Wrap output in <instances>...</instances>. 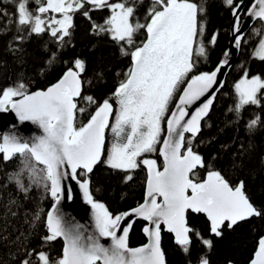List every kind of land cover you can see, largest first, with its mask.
Wrapping results in <instances>:
<instances>
[{
  "label": "snow or ice",
  "instance_id": "obj_1",
  "mask_svg": "<svg viewBox=\"0 0 264 264\" xmlns=\"http://www.w3.org/2000/svg\"><path fill=\"white\" fill-rule=\"evenodd\" d=\"M8 2L15 4L18 32L48 33L60 46L66 43V37H71L73 13L82 11L91 21V10L107 9L110 15L104 24L93 22L92 31L108 35L119 45L121 54L131 60L124 79L102 102L83 94L81 74L85 72V62L79 58L46 89L30 92L22 79L0 89V113L13 112L21 123L31 122L42 133L27 139L15 131L0 133V160L19 156L23 165L10 176V181L25 195L32 185L42 186L54 200L45 219L47 234L42 239L48 243L62 238L63 248L55 259L45 251L28 252L27 256L36 257L35 264H166L161 248L162 230L174 235V242L189 255L192 264L193 243L212 249L214 241L190 226L189 211L206 217L208 231L215 238H222L225 229L234 230L252 218L264 219V208L251 202L244 181L233 185L195 151L194 141L202 132V122L219 91L214 86L223 87L218 74L229 66L230 55L226 50L214 70L193 74L196 58L207 57L200 39L205 32L204 0H151L144 23L137 17V5L142 0H35L34 11L28 7L30 0ZM224 2L236 20L234 41L239 48L243 42L239 28L243 0ZM47 13H58L60 18L50 15L45 19ZM246 14L264 22V0H253ZM0 15L9 13L0 8ZM141 31L146 38L138 44L136 38ZM23 39L17 37L18 41ZM216 40L213 34L209 43L214 45ZM56 56L52 52L48 63H54ZM253 56L264 61V36H260ZM235 92L238 101L229 111L239 113L245 106H259L264 98V78L249 77L245 69L235 84ZM202 97L206 98L201 102ZM79 101L85 106L80 107ZM197 102H201L199 106ZM92 106L95 110L89 112ZM194 106L195 110L190 111ZM86 112L87 121L77 126V114ZM259 123V117L250 120L249 130ZM109 128L116 139L105 155ZM157 151L163 159L162 169L154 159H141L145 153ZM99 164L123 172L125 182L133 179L131 172L142 164L147 170L143 203L114 215L96 201L90 191V174ZM205 167L209 168L206 176L198 179L197 170ZM69 180L79 186L84 201L91 206L96 234L85 236L83 225L65 219L59 205L66 191L71 199V188L66 189L64 183ZM133 217L146 222L142 231L147 243L139 247L129 246L134 223L129 218ZM39 220L37 212L33 226ZM101 238L110 244L101 243ZM20 264L34 262L24 259ZM197 264L210 261L205 255ZM249 264H264V235L258 237Z\"/></svg>",
  "mask_w": 264,
  "mask_h": 264
},
{
  "label": "trees",
  "instance_id": "obj_2",
  "mask_svg": "<svg viewBox=\"0 0 264 264\" xmlns=\"http://www.w3.org/2000/svg\"><path fill=\"white\" fill-rule=\"evenodd\" d=\"M118 2V0H110ZM200 3V0H196ZM240 3L241 0H235ZM253 0H248L241 11L240 21ZM206 15L203 17L205 32L203 43L207 49V57H199L195 73L212 71L223 58L229 37L232 21V10L224 0H204ZM151 0H142L137 5V17L141 23L146 20V13ZM30 10H35V0H30ZM91 8L90 5L87 6ZM0 8L8 16L0 15V89L13 85L18 79L28 84L30 92L46 89L54 84L79 58L85 62V72L81 74L84 95H91L102 102L108 99L115 87L124 79L123 73L130 67V57L123 56L119 45L106 34L97 35L92 31V23L104 24L110 15L107 9L91 10V21L82 11L73 13L71 37L65 38L63 46L58 45L48 33L36 35L27 31L18 32L16 27L15 4L8 0H0ZM58 13L44 14V18ZM259 30V35L256 34ZM213 34L217 40L209 43ZM264 35V22L258 21L242 36L235 63L230 67L219 93L216 95L208 116L202 122V132L194 141L195 151L205 160L207 165L215 168L233 185L244 181L246 194L251 202L264 208V98L261 105L245 106L239 113L234 109L238 101L235 84L244 76H264V61L253 56V50ZM23 36L22 41L17 37ZM146 38V33L137 34L139 44ZM56 52V60L49 64L52 52ZM229 59V57H228ZM102 74V78H98ZM191 75V74H190ZM115 107V101L113 100ZM84 107L85 102L79 101ZM174 106V105H173ZM94 106L88 111H94ZM260 118V123L252 130L248 124L252 119ZM88 113L77 114V126L87 121ZM106 144L110 141L109 129L105 134ZM105 144V155H106ZM159 147V145L157 146ZM151 158L162 167L158 151L144 154L141 159ZM23 165L21 158L10 161L0 160V264H20L28 252L45 251L53 259L57 258L63 248L62 241L45 243L42 239L47 234L44 226L46 214L54 200L42 186L32 185L27 195L18 190L10 176L19 171ZM208 167L198 169V179L206 176ZM123 172H116L104 164H99L90 174V191L93 198L103 203L108 210L116 214L127 212L142 203L144 199L146 171L141 166L131 172L133 179L125 182ZM26 184L29 183L25 177ZM14 201L15 203H12ZM39 212L40 220L33 226V217ZM12 213H15L13 215ZM190 226L201 231L205 238L214 241V247L207 249L194 242L191 251L192 264H197L201 256H207L210 264H248L254 251L256 241L264 235V219L252 218L242 222L234 230L225 229L222 238H215L208 231V222L201 214H187ZM145 222L136 221L129 235V246L138 247L145 244L142 234ZM19 238V239H17ZM161 248L165 254L166 264H189V255L185 254L174 242L172 234L162 230Z\"/></svg>",
  "mask_w": 264,
  "mask_h": 264
},
{
  "label": "water",
  "instance_id": "obj_3",
  "mask_svg": "<svg viewBox=\"0 0 264 264\" xmlns=\"http://www.w3.org/2000/svg\"><path fill=\"white\" fill-rule=\"evenodd\" d=\"M247 1L248 0H243L242 7L239 10V14L245 8ZM246 13H247V10L245 12V15H244L242 21L239 23L240 34H242V36L250 30V28L253 26V24H255L256 22L259 21V20H254L253 18L248 16ZM235 24H236V20L232 15V21H231V25L229 28V37H228L227 48H226V50L229 51V53H230L229 59H228L229 60V66L225 67L222 70V72L220 74H218V80L223 81V82H224V79H225L230 67L235 63L237 55H238V51H239V48L235 47V41H234ZM214 87L219 88V91L221 89L219 84L215 85ZM219 91L217 92V94L219 93ZM206 96H207V94H206ZM205 98L206 97H202L201 102ZM201 102H197L196 106H199V104ZM194 110H195V106L190 111H194ZM10 131L17 132L21 137H23L25 139L42 134L41 130L38 128L37 125H34L31 122L21 123L18 120V118L15 116V113H13V112L0 113V133H8ZM160 158H161V162L163 165V159H162V157H160ZM161 169H162V167H161ZM145 171H146V179H147L146 168H145ZM64 183H65L66 189L71 188V199L68 198L67 191H66L64 198L61 200V203L59 205L61 211L65 214V219L70 220L72 223H77V224L83 225L84 226L83 231H84L85 236H87L88 234H96L95 228H94V220H93L91 206L84 201L83 193L79 189V186L74 181H70V180L65 181ZM145 188H146V182H145ZM144 197H145V191H144ZM143 201H144V199H143ZM143 201H142V203H143ZM130 210H128V211H130ZM193 214H195V213H193ZM201 215H203V214H201ZM129 219L133 220L134 223L136 221H143L140 219H136L134 217L129 218ZM205 219H206V217H205ZM143 222H145V221H143ZM134 223H133V225H134ZM164 231L167 232L166 230H164ZM130 232H131V230H130ZM130 232H129V235H130ZM167 233H169V232H167ZM142 234L146 239L145 243H147V238L144 235L143 231H142ZM170 234H172V233H170ZM172 236L174 238L173 234H172ZM59 239L63 243L62 238H59ZM101 243H104L107 246L108 244H110V241L105 240L104 238H101Z\"/></svg>",
  "mask_w": 264,
  "mask_h": 264
},
{
  "label": "rangeland",
  "instance_id": "obj_4",
  "mask_svg": "<svg viewBox=\"0 0 264 264\" xmlns=\"http://www.w3.org/2000/svg\"><path fill=\"white\" fill-rule=\"evenodd\" d=\"M60 18V17H59ZM264 36V35H263ZM254 76H256V75H254ZM260 76V75H259ZM262 78H264V76H261ZM115 107H116V105H115ZM111 123H114V116H113V118L111 119V121H110ZM109 132H110V142L108 143V144H106V154H107V150L108 149H110V147H111V145H112V143H114L115 142V137H114V135H113V133H112V131H111V128H109ZM145 154H150V153H145ZM144 156V155H143ZM147 159H150V158H147Z\"/></svg>",
  "mask_w": 264,
  "mask_h": 264
},
{
  "label": "bare ground",
  "instance_id": "obj_5",
  "mask_svg": "<svg viewBox=\"0 0 264 264\" xmlns=\"http://www.w3.org/2000/svg\"><path fill=\"white\" fill-rule=\"evenodd\" d=\"M242 20V19H241Z\"/></svg>",
  "mask_w": 264,
  "mask_h": 264
},
{
  "label": "flooded vegetation",
  "instance_id": "obj_6",
  "mask_svg": "<svg viewBox=\"0 0 264 264\" xmlns=\"http://www.w3.org/2000/svg\"><path fill=\"white\" fill-rule=\"evenodd\" d=\"M189 213V212H188Z\"/></svg>",
  "mask_w": 264,
  "mask_h": 264
}]
</instances>
